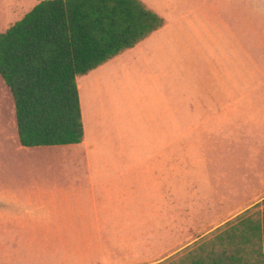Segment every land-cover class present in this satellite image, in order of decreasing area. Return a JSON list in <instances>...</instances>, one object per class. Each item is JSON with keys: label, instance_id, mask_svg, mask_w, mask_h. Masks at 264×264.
Segmentation results:
<instances>
[{"label": "rangeland", "instance_id": "rangeland-1", "mask_svg": "<svg viewBox=\"0 0 264 264\" xmlns=\"http://www.w3.org/2000/svg\"><path fill=\"white\" fill-rule=\"evenodd\" d=\"M8 2L0 0V32L19 19L3 18ZM233 6L228 19L235 32L242 23L250 30L240 64L235 57L234 79L244 68L240 83L246 91L223 112L240 115L213 118L202 125L205 138L195 139L199 124L189 122L190 102L176 116L184 123L168 128L162 114L149 116L144 85L118 71L103 95L108 114L102 131L111 150L97 156L102 171L91 184L83 183L88 177L80 152L68 154L70 148L63 147L66 155L58 157L53 151L58 146L18 145L12 98L0 79V196L6 198L0 197V264H171L185 249L239 219L264 227V171L224 169L226 163L237 167L264 137V0H233ZM186 126L192 130H185L183 139H169L171 154L163 160L157 154L166 151V135L180 134ZM104 180L115 185L120 202H90L103 200L97 186ZM28 189L39 191L40 201L18 196ZM256 245L264 264V242ZM253 255L246 258L253 261Z\"/></svg>", "mask_w": 264, "mask_h": 264}, {"label": "crops", "instance_id": "crops-1", "mask_svg": "<svg viewBox=\"0 0 264 264\" xmlns=\"http://www.w3.org/2000/svg\"><path fill=\"white\" fill-rule=\"evenodd\" d=\"M38 1L23 0V3L13 4L8 2L5 6L6 13L5 8L3 9V18L12 20L13 16H16L20 19ZM139 1L162 19V26L132 47L76 78L82 138L78 144L59 145L60 149L53 150L58 157L66 155L63 147L70 148L68 154L77 155V151L82 154L88 177V181L83 180L84 185L91 184L90 180L93 178H100L102 168L96 161L97 156L105 150L108 152L111 150L106 148L107 136L102 131L108 114V100L105 101L103 95L107 92V85L115 83L118 71H122V75L125 74L129 80L136 79V83L144 85L140 89L143 90L141 93L151 114L149 116L162 114L163 123L168 128L184 123V118L176 116L183 115L185 113L183 107L187 101L190 102L193 112L189 122L199 124V129L193 128L195 139L205 138L203 133L207 131L203 130L202 125L213 118L217 117L218 120L224 114L226 120H232L235 113L240 115L234 112L227 116L223 112L243 100L246 91L244 85L240 83V80L245 78L244 68L242 74L237 72L236 82L234 79L235 57L236 62L240 64L238 58L244 56V42H247L250 30L248 24L242 23L241 26H237L235 32L232 19H228V13L232 18L233 0ZM248 86L247 84V88ZM134 88L138 89V86L135 85ZM235 89L238 94L236 97ZM261 100L264 106V94ZM154 112L157 114H153ZM184 128L180 134L166 135L167 144L170 138L183 139L186 137L185 130H192L187 126ZM229 146L232 147L230 138L227 140V151ZM252 147V152H245L244 161L236 164L237 167L230 168L229 163H226L224 169L264 171V137L253 143ZM160 153L163 160L164 156H169L171 154L169 144L166 151L157 155ZM111 185L107 180L98 182L97 187L103 200L91 199L90 202H101L105 206L107 203L120 202L121 200L116 199L118 190L113 188L115 185H112L113 187ZM38 193L39 191L28 189L21 191L18 196L23 197L26 202L40 201L37 198ZM42 194L44 192L40 195ZM61 194L66 195L64 192ZM1 195L0 197L5 198L3 194ZM13 196L15 195L11 197ZM91 215L98 218L95 212H91ZM1 217L8 218L3 215Z\"/></svg>", "mask_w": 264, "mask_h": 264}, {"label": "trees", "instance_id": "trees-1", "mask_svg": "<svg viewBox=\"0 0 264 264\" xmlns=\"http://www.w3.org/2000/svg\"><path fill=\"white\" fill-rule=\"evenodd\" d=\"M162 23L139 0H40L1 31L0 79L12 98L18 145L78 144L76 78ZM259 240L264 242V227L242 218L185 249L171 264H261ZM249 242L253 247L246 250Z\"/></svg>", "mask_w": 264, "mask_h": 264}]
</instances>
